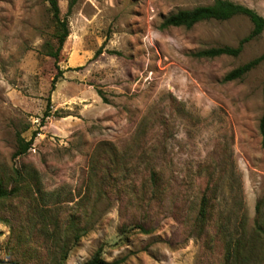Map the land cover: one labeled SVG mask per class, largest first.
I'll list each match as a JSON object with an SVG mask.
<instances>
[{"label":"rangeland","instance_id":"obj_1","mask_svg":"<svg viewBox=\"0 0 264 264\" xmlns=\"http://www.w3.org/2000/svg\"><path fill=\"white\" fill-rule=\"evenodd\" d=\"M69 1L57 0L69 34L55 60L48 2L0 0V177L10 188L15 168L26 176L0 198V264L59 263L63 245V264L97 249L120 264H264V234L250 237L264 227V65L223 80L263 52L264 30L236 56L204 58L195 53L236 46L249 18L166 27L168 14L213 0ZM232 1L264 17V0ZM18 137L32 144L13 157ZM152 166L158 204L146 202ZM242 216L249 239L228 258Z\"/></svg>","mask_w":264,"mask_h":264},{"label":"trees","instance_id":"obj_2","mask_svg":"<svg viewBox=\"0 0 264 264\" xmlns=\"http://www.w3.org/2000/svg\"><path fill=\"white\" fill-rule=\"evenodd\" d=\"M48 2L50 10L52 12L53 20L56 24V39L57 46L54 51L51 52L52 56L55 60H58L59 53L63 47V44L69 34L68 27L66 21L60 18L59 15V7L57 4V0H45ZM76 0H70L68 4V9L70 10L74 5ZM243 14L249 18L252 23L251 32L241 38L236 46L230 45H220L209 47L206 49H202L197 51L195 54L199 57L204 58H213L220 55H238L242 49L244 44L250 40L251 38L259 35L264 30V17L257 13L255 10L244 6L242 4L236 3L232 0H213L212 3L206 5H197L188 9H179L173 13L168 14L163 20L162 26H171V27H185L190 28L194 24L215 19V20H226L235 15ZM259 63H263L264 65V50L263 52L252 58L237 67L228 71L224 77V81H232L236 79L242 78L245 74H247L250 70L256 67ZM62 71L59 70L58 73L52 79V87H54L56 81L59 76H61ZM262 100H263V109L262 116L259 122V129L264 139V80L262 84ZM50 114L49 105L47 106L46 111L44 112V116H48ZM44 118V117H43ZM32 139L28 141H24L23 138L18 137L17 148L13 153V157H17L21 154H24L27 149L31 146ZM32 174H29V176ZM162 170L159 167H149V180L146 184L147 190L145 191L147 194L146 202H154L157 203L161 201V194L163 193L165 186L162 183ZM26 180V176L20 172L19 169L15 168L12 176V187L8 188L4 184V180L0 177V198H7L13 194H15L19 190L20 182ZM216 184L213 188L210 187V184L207 185L206 189L202 193L200 204L198 206L197 216L198 223L202 226L209 219L210 214V196L206 193L210 189H216ZM219 189V188H218ZM244 218L243 216L237 222V225L234 226V229L229 235L226 245L228 249L227 257H233L236 253L239 252L240 247L243 245L244 241H248L249 237L246 233V228L244 227ZM137 227L143 233H148L150 227L145 226L142 223H139ZM203 228V227H201ZM264 234V227L260 224H256L254 229L251 230L250 237H259ZM69 252V247L63 245L60 251V262L54 264H63V261L66 259ZM119 259H114L112 261L105 260L100 253V249H97L92 256L86 260L83 264H120Z\"/></svg>","mask_w":264,"mask_h":264}]
</instances>
